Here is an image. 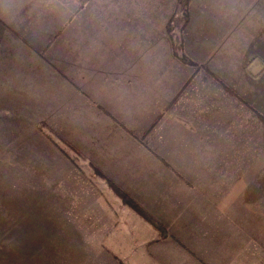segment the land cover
<instances>
[{
	"label": "crops",
	"instance_id": "obj_1",
	"mask_svg": "<svg viewBox=\"0 0 264 264\" xmlns=\"http://www.w3.org/2000/svg\"><path fill=\"white\" fill-rule=\"evenodd\" d=\"M156 37L110 0H0V107L14 133L6 159L26 166L30 151L44 150L18 133L27 123L45 144L50 130L76 149L66 147L72 160L39 164L53 169L51 181L27 178L21 189L43 217L39 258L68 251L64 261L45 256L38 264H76L79 249L104 251L117 264H190L192 250L197 264H264V182L254 173L264 170V149L239 141L237 116L223 108L232 100L208 92L200 74L171 107L191 67L177 64L172 48L152 46ZM94 166L169 235L159 238ZM254 186L263 194L257 205ZM37 202L52 203L50 213ZM46 216L65 246L45 245Z\"/></svg>",
	"mask_w": 264,
	"mask_h": 264
},
{
	"label": "rangeland",
	"instance_id": "obj_2",
	"mask_svg": "<svg viewBox=\"0 0 264 264\" xmlns=\"http://www.w3.org/2000/svg\"><path fill=\"white\" fill-rule=\"evenodd\" d=\"M110 1L119 3L120 16L121 13H124L127 18L141 19L144 36L151 35L153 37L157 35L158 41L156 37V40L152 39L150 42L152 46L156 45L157 49L158 47L159 49H176L175 52L178 54H188L199 60L201 64L209 66L214 73L233 84L249 102L251 101L261 112H264V0H190L187 19L184 16V9L180 5V0ZM139 3L142 4V7L140 10L137 7L135 11V5ZM173 15L177 17V21L172 34L173 37H170L167 32V22ZM142 41L143 45L147 44L145 37ZM178 63L183 68L191 67L177 59ZM199 81L206 82V89L213 96L215 93H219L220 98L232 100L231 105L223 108L237 116L236 129L238 130L239 141L241 142L242 137H247L256 151L264 149V122L239 100L234 103V98L228 91H225L216 81L204 73H200ZM3 112L4 109L0 107V264H23L24 255L27 252L29 255L30 252L33 253L30 256L25 255L26 263L29 260L30 264H38L36 261H43L45 256L50 259L61 257L59 260L64 261L65 258L63 257L68 252L64 250H61V252H65L61 256H58L59 250L45 251L46 254L42 253L39 258L38 250L41 248L39 243H43L40 241L43 217L40 219L41 216L38 212L34 216V211L37 209H33L30 204L25 203L26 201L20 193L23 185L27 182V178L41 177L43 181H51L50 179L55 177L51 167L39 170V164L42 161L54 165V163H64L65 158L69 159V157L47 136L59 150L50 142V144H45L31 130L33 127L31 123H27L26 133L23 130L18 133L28 135L29 138L24 139V141L28 140L44 150L30 151L28 163H24L26 166L12 165L6 159V156L10 154V149H7V139H11L14 133L9 129ZM44 131L51 133L50 130ZM52 135L54 136V133ZM15 140H18L19 142H16L20 144L23 138ZM14 145L16 146V144ZM36 145H34L35 148L38 147ZM66 147L64 146L70 153L71 147ZM17 157H21V155ZM11 165L14 167L13 171ZM22 172L23 177H21ZM254 173L255 177L258 174L261 175L256 178L261 179L260 183H263L264 170H255ZM10 185H13V189ZM254 189V205H257L259 195L263 198V194L258 193V187L256 189L254 186ZM52 206V203H36V208L43 207L47 213H50ZM44 219L46 224V233L43 236L45 245L65 246V242H63L65 235L57 233V228L53 225L54 219L48 216ZM11 225L14 226V230ZM113 236L116 237L117 235L113 234ZM132 238L134 235L125 237V239ZM159 238L165 237L159 236ZM78 245L81 246L82 244ZM103 252L101 250L79 249L76 251V255H74V251L71 253L76 257V264H117L115 260L111 263V259L105 258ZM115 252L118 253V250L115 249ZM157 253L164 254L162 250H157ZM189 253L194 259L190 264H197V252L192 250ZM59 260L58 262H60ZM159 263L164 264L163 261ZM181 263L182 260L177 264ZM41 264L44 263L41 262Z\"/></svg>",
	"mask_w": 264,
	"mask_h": 264
},
{
	"label": "trees",
	"instance_id": "obj_3",
	"mask_svg": "<svg viewBox=\"0 0 264 264\" xmlns=\"http://www.w3.org/2000/svg\"><path fill=\"white\" fill-rule=\"evenodd\" d=\"M180 5L184 9V16L187 19L188 18V7H189V2L190 0H180ZM177 21L176 16H171L169 21L167 22V32L170 37H173V31L175 28V22ZM176 49L174 50V55L178 57L181 61L184 63H187L191 66L192 68V73L187 76L182 82L179 88L177 89L174 98L171 102V107H173L178 99H180L182 93L186 90V88L195 80L196 76H198L200 73H204L207 76H209L212 80L216 81L222 88L225 89V91H228L229 94H231L234 98L242 102L245 106L248 107L250 111H252L260 120L264 122V112L260 111L251 101L249 102L248 99H246L245 96H243L238 89L234 87L233 84H231L229 81L226 79L222 78L221 76H218L216 73L213 72V69L210 68L209 66H206L204 64H201L199 60L192 58L188 54H178L175 52ZM44 131V130H43ZM44 134L54 143L56 144L59 148L62 149L64 153L72 160L73 157L68 151L64 148V141L63 139H56L55 136L52 135L50 132L44 131ZM63 143V144H62ZM66 144V143H65ZM69 146L72 147V145L68 144ZM67 145V146H68ZM74 148V147H72ZM74 150H76L74 148ZM78 152V151H74ZM79 153V152H78ZM97 173L100 174L101 176H104L106 178L109 186L112 188L114 193L122 199V201L125 203L126 206H128L131 210H133L135 213H137L141 218L144 220L148 221L152 226H154L156 229L160 231V236L161 237H167L168 236V229L165 227L160 219L153 214L142 202L137 200L133 195L128 193L123 187L118 185L115 181L107 177L98 167H95Z\"/></svg>",
	"mask_w": 264,
	"mask_h": 264
}]
</instances>
